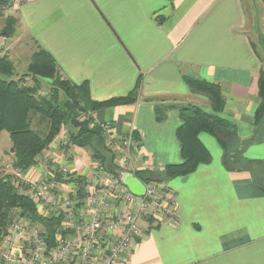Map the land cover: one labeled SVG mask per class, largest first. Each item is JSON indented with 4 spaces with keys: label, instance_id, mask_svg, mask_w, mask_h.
<instances>
[{
    "label": "crops",
    "instance_id": "crops-1",
    "mask_svg": "<svg viewBox=\"0 0 264 264\" xmlns=\"http://www.w3.org/2000/svg\"><path fill=\"white\" fill-rule=\"evenodd\" d=\"M257 1L26 0L18 9L14 34H26L22 53L30 58L44 49L63 77L88 83L91 99L127 95L141 79L135 102L92 112L94 122L110 123L119 134L132 133L139 181L141 173L161 178L167 164L181 161L178 112L169 109L158 122L157 105L196 104L211 111L207 97L192 92L182 76L221 88L226 102L222 115L236 125L240 143L234 155L246 161L236 164L233 155L224 164L223 151L216 157L210 153L208 164L168 180L178 219L142 216L138 225L144 235L133 245L128 264H264V187L254 176L255 166L264 164L259 152L264 144H257L262 140L253 118L259 72L264 71V0ZM42 84L50 88L52 83L41 78L40 93L46 95ZM64 105L69 107L68 101ZM66 132L64 127L54 142ZM199 139L206 148L203 139L213 144L201 133ZM246 143L254 144L246 149ZM56 144L45 152L51 155L52 170L84 176V191L91 189L95 159L90 149L64 144L62 150ZM10 147L8 133L0 132V171L11 166ZM105 155L110 161L111 154ZM108 166L122 170L115 159ZM46 176L40 159L22 172L25 180ZM61 187L64 195L76 190L67 180ZM38 211L47 213L39 204Z\"/></svg>",
    "mask_w": 264,
    "mask_h": 264
},
{
    "label": "trees",
    "instance_id": "trees-1",
    "mask_svg": "<svg viewBox=\"0 0 264 264\" xmlns=\"http://www.w3.org/2000/svg\"><path fill=\"white\" fill-rule=\"evenodd\" d=\"M8 0H0V5ZM16 20L8 17L1 34L13 36ZM27 73L15 78L14 67L7 55L0 56V132L6 131L11 141L9 152L12 154L11 166L21 172L38 163L42 152L67 127L65 146L90 149L92 157L106 169L110 153L113 163L115 154L104 143L99 125L93 123L92 112L98 108L133 103L137 100L141 79L134 88L124 96L112 97L103 101L93 100L89 94L86 81L76 84L63 77L56 61L50 53L42 48L36 49L28 64ZM27 76L31 77V84L27 83ZM41 78L51 80L52 84L46 95L39 94ZM184 82L192 92L207 97L211 111H206L196 104H159L155 107V120L165 119L169 109L178 112L180 124L176 129V138L180 148L181 161L167 164L161 178H153L151 174H142L141 179L154 181L170 180L174 177L192 173L199 165L208 164L211 155L201 143L199 134L202 132L212 135L220 144L223 151V163H230V159L240 146L236 125L225 118L222 113L225 98L218 84L206 80H199L187 75L182 76ZM63 94L67 97L69 107L60 99ZM258 105L254 112L255 129L264 123V72L258 77ZM38 117L40 123L47 125L41 132L32 128V120ZM247 144V143H246ZM113 157V158H112ZM242 156L234 155V163L243 164ZM247 165V164H246ZM263 164H257L254 168ZM234 167V166H231ZM113 168H117L114 165ZM60 179V171L51 170ZM117 175V171H112ZM139 174V172H136ZM67 182L76 184L75 193L81 198L85 194L86 179L84 176L69 174ZM255 176V173H254ZM18 209L20 216L29 223L37 225L46 240L51 241L55 235V228L60 224V216L44 215L38 211V203L20 191L13 184V174L0 171V238L6 232L12 219V210Z\"/></svg>",
    "mask_w": 264,
    "mask_h": 264
},
{
    "label": "built area",
    "instance_id": "built-area-1",
    "mask_svg": "<svg viewBox=\"0 0 264 264\" xmlns=\"http://www.w3.org/2000/svg\"><path fill=\"white\" fill-rule=\"evenodd\" d=\"M25 1L8 0L1 8L19 9ZM94 124L99 125L104 143L112 149L122 170L134 174L136 141L132 133L118 136L110 123L90 125ZM41 157L43 165L51 159L49 155ZM51 170L35 181L23 179L18 169L12 174L13 184L41 205L45 215L60 216L53 239L46 240L37 225L13 209L2 235L0 264H128L133 245L143 235L138 225L142 216L172 222L178 219L174 193L157 181L142 179L143 192L135 194L118 176L98 164L94 165V186L80 198L75 192L60 193L61 181L70 179L67 169L59 170L60 179ZM164 194L170 197L164 198Z\"/></svg>",
    "mask_w": 264,
    "mask_h": 264
},
{
    "label": "rangeland",
    "instance_id": "rangeland-1",
    "mask_svg": "<svg viewBox=\"0 0 264 264\" xmlns=\"http://www.w3.org/2000/svg\"><path fill=\"white\" fill-rule=\"evenodd\" d=\"M261 3V1H257V4H260ZM2 6L0 5V31H1V29L5 26V23H6V20H7V18L8 17H11V18H13V19H15L16 20V22H17V18H16V16H17V14H18V9H13V8H11L10 6V9H8V8H1ZM262 7H263V5H262ZM263 26H264V23H263ZM15 28H16V23H15ZM14 28V29H15ZM17 31H19L18 29H17ZM19 35H16V34H13V36H11V37H7V36H4L3 34H1V32H0V56H3V55H7V57H8V59L10 58V61H11V63H12V65H13V67H14V77L15 78H17V77H19V76H21V75H23V74H25V73H27V69H28V64H29V62H30V58H29V56L28 57H26L23 53H22V48L20 49V47H21V44L26 40L25 38H26V34L23 32V31H19ZM257 33V32H256ZM255 33V34H256ZM16 35V36H15ZM254 35V34H253ZM257 35V34H256ZM263 52H264V47H263ZM262 63H264V59H263V61H262ZM260 71H263V70H260ZM264 72V71H263ZM259 74H260V72H259ZM29 77V78H28ZM28 78V79H27ZM26 81H27V83H30L31 84V77L30 76H27L26 77ZM51 81V80H50ZM52 82V81H51ZM42 86L44 87V88H48L45 84H42ZM48 91H49V88H48ZM48 93V92H47ZM39 94H40V89H39ZM60 99L63 101V102H65V101H68V99H67V97L66 96H64L63 94H61L60 95ZM258 105V104H257ZM39 121V118L36 116V117H34L33 118V120H32V128L33 129H35V130H39V131H41V132H44L45 130H46V127H47V125L45 124V126H44V123H40V122H38ZM258 130H259V134H258V136H260L259 137V141H261V142H259V143H257V144H259V145H262V144H264V140H263V138H264V123H262L260 126H259V128H257ZM1 133H7L6 131H1ZM118 136H121L122 134H119V133H116ZM202 135H206V137H209L210 139H212L213 140V144L212 143H209V142H207L205 139H203V141H204V143H205V145L207 146V148L209 149V152L211 153V155H213L214 157H216V155H220L221 154V151H222V148H221V146H220V144L218 143V141L212 136V135H210V134H208V133H201ZM102 136V135H101ZM56 139V137L54 138V140ZM54 140L48 145V147L47 148H45L44 149V151L42 152V154L41 155H43V156H45V155H48V154H46L45 152H47L46 150L47 149H49V150H52V145H53V143H57L56 144V148L57 147H60V149H62V147H63V145L67 142V137H66V134H65V138L63 139H61L60 140V142H54ZM65 140V142H62V141H64ZM215 143V144H214ZM252 144H254V143H248V144H246V149H248V148H250L249 146H251ZM50 147V148H49ZM63 150V149H62ZM49 152H51V151H48V153ZM260 152V154L262 155V156H264V152H261V151H259ZM66 153V152H65ZM50 154V153H49ZM49 156H51V155H49ZM43 157H40V159H42ZM114 159H115V162L116 163H118V165H120V163H119V160L116 158V156L113 158V161H114ZM263 159H264V157H263ZM8 162H9V159L8 160H6L5 161V165H7L8 164ZM11 162V161H10ZM40 162L42 163V161L40 160ZM98 164H100L97 160L95 161V164L94 165H98ZM107 164L109 165V164H111V160L110 161H108L107 162ZM45 167H46V169L47 170H49V169H51L52 167H51V161H50V159L47 161H45ZM104 167V166H103ZM106 169V168H105ZM13 170H15V169H13V167L12 166H10V167H7L6 168V170L4 171V173L5 174H12V171ZM107 170H108V168H107ZM256 171H255V175H256V178H257V180H258V182H259V186H263L264 187V164L263 165H260L259 167H256V169H255ZM108 171H111L112 172V169H109ZM93 172H94V170H93ZM112 174H114V172H112ZM115 175V174H114ZM153 175V174H152ZM117 176V175H116ZM154 176V175H153ZM143 180H147V178L146 179H143ZM154 180H156V179H154ZM171 180V179H170ZM169 180V181H170ZM168 181V180H167ZM166 180H164V181H161V182H158L157 181V183H159L160 185H164V187H167L169 190H170V188L168 187V184L166 183L167 182ZM263 182V183H262ZM159 185V186H160ZM61 187V186H60ZM161 187V186H160ZM68 189H70V188H68ZM61 190H64V191H67V188H63L62 189V187H61ZM164 196V198H168V197H170V195L169 194H164L163 195ZM172 196V195H171ZM174 198H175V200H176V196H175V194H174V196H173ZM177 201V200H176ZM158 213V212H157ZM158 219V218H157ZM162 219H165V218H161V220ZM144 235V234H143ZM143 235H142V237H143ZM2 246V237L0 238V247Z\"/></svg>",
    "mask_w": 264,
    "mask_h": 264
},
{
    "label": "water",
    "instance_id": "water-1",
    "mask_svg": "<svg viewBox=\"0 0 264 264\" xmlns=\"http://www.w3.org/2000/svg\"><path fill=\"white\" fill-rule=\"evenodd\" d=\"M117 176L119 177L120 181L125 184L133 193L141 194L143 192V184L138 178L134 176V174L121 170L117 171Z\"/></svg>",
    "mask_w": 264,
    "mask_h": 264
}]
</instances>
